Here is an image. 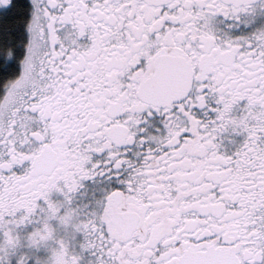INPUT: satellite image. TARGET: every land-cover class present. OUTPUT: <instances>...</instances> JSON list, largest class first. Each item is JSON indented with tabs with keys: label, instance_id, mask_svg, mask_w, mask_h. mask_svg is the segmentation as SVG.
<instances>
[{
	"label": "snow or ice",
	"instance_id": "snow-or-ice-1",
	"mask_svg": "<svg viewBox=\"0 0 264 264\" xmlns=\"http://www.w3.org/2000/svg\"><path fill=\"white\" fill-rule=\"evenodd\" d=\"M0 264H264V0H0Z\"/></svg>",
	"mask_w": 264,
	"mask_h": 264
}]
</instances>
